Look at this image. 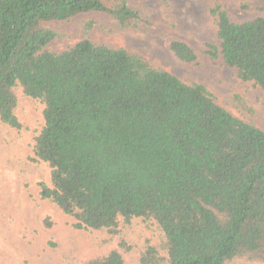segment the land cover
<instances>
[{"label":"trees","instance_id":"trees-1","mask_svg":"<svg viewBox=\"0 0 264 264\" xmlns=\"http://www.w3.org/2000/svg\"><path fill=\"white\" fill-rule=\"evenodd\" d=\"M211 13L219 43L198 50L172 37L171 56L197 70L222 57L264 90V16L236 21L218 2ZM79 17L86 32L149 23L128 0H0V129L22 127L16 87L44 105L33 151L51 167V185L40 182L41 197L77 229L116 233L134 218L154 221L165 239L147 242L140 264H264V124L129 49L88 38L46 49ZM42 224L53 230L58 221L45 215ZM79 264L130 263L115 247Z\"/></svg>","mask_w":264,"mask_h":264},{"label":"rangeland","instance_id":"rangeland-1","mask_svg":"<svg viewBox=\"0 0 264 264\" xmlns=\"http://www.w3.org/2000/svg\"><path fill=\"white\" fill-rule=\"evenodd\" d=\"M149 23L140 29L103 33L86 32L79 17L62 25L66 36L55 39L46 49L63 51L88 38L96 43L123 47L143 55L152 65L164 68L188 83H203L217 102L244 121L257 127L264 124V90L251 81L241 80L236 69L227 66L222 57L216 63L205 59V67L188 68L178 64L167 49V42L178 37L202 50L206 43H219L218 23L211 8L218 2L236 21L264 16V0H128ZM58 28L57 22H48ZM16 115L22 127L3 124L0 129V264H79L89 254L105 253L119 247L130 264H140V252L147 242L160 246L165 235L152 220L134 218L120 223L118 231L77 229L75 218L40 195V182L51 185V167L34 155L35 139L44 125V105L15 88ZM239 95L246 108L234 101ZM50 215L57 228H44L42 219ZM125 241L132 246L123 250ZM54 242L55 246L50 243ZM230 264H252L245 259Z\"/></svg>","mask_w":264,"mask_h":264}]
</instances>
